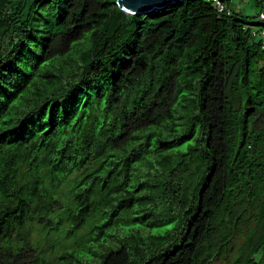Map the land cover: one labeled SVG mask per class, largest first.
Listing matches in <instances>:
<instances>
[{
    "label": "trees",
    "instance_id": "trees-1",
    "mask_svg": "<svg viewBox=\"0 0 264 264\" xmlns=\"http://www.w3.org/2000/svg\"><path fill=\"white\" fill-rule=\"evenodd\" d=\"M222 1L0 0V264H264V1Z\"/></svg>",
    "mask_w": 264,
    "mask_h": 264
},
{
    "label": "water",
    "instance_id": "water-1",
    "mask_svg": "<svg viewBox=\"0 0 264 264\" xmlns=\"http://www.w3.org/2000/svg\"><path fill=\"white\" fill-rule=\"evenodd\" d=\"M181 1L183 0H117V4L127 14H137L159 8H166ZM260 19H264V6L261 9L260 15L254 21Z\"/></svg>",
    "mask_w": 264,
    "mask_h": 264
},
{
    "label": "rangeland",
    "instance_id": "rangeland-1",
    "mask_svg": "<svg viewBox=\"0 0 264 264\" xmlns=\"http://www.w3.org/2000/svg\"><path fill=\"white\" fill-rule=\"evenodd\" d=\"M231 5L233 7H239V9L241 11H244L248 14H253V13L258 12L260 10V5L257 3L256 0H232ZM181 146L183 147V145H181ZM171 224H172V222L169 224V226ZM241 236H240V238H238L236 240V243H239L242 241ZM228 262L229 261L225 257H220L214 261V264H228Z\"/></svg>",
    "mask_w": 264,
    "mask_h": 264
},
{
    "label": "built area",
    "instance_id": "built-area-1",
    "mask_svg": "<svg viewBox=\"0 0 264 264\" xmlns=\"http://www.w3.org/2000/svg\"><path fill=\"white\" fill-rule=\"evenodd\" d=\"M211 2L217 8V10L223 11L226 9L229 12L228 7L225 5V3L222 0H211ZM262 35H264V31H262ZM262 46L264 48V41L262 42Z\"/></svg>",
    "mask_w": 264,
    "mask_h": 264
}]
</instances>
